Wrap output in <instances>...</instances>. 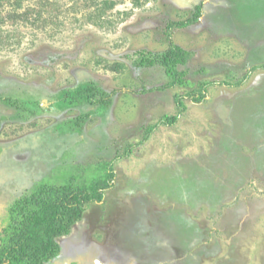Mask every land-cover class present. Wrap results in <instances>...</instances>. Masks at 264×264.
<instances>
[{
	"label": "rangeland",
	"instance_id": "374dc122",
	"mask_svg": "<svg viewBox=\"0 0 264 264\" xmlns=\"http://www.w3.org/2000/svg\"><path fill=\"white\" fill-rule=\"evenodd\" d=\"M198 4L195 23L168 28ZM170 43L194 52L178 66L189 84L150 90L169 76L132 60ZM261 64L264 0H0V96L42 107L24 118L0 101V226L35 182L89 181L112 160L113 186L47 264H264V68L251 70ZM206 80L204 100L186 97ZM87 81L116 91L107 109L56 106L62 88ZM178 95L177 122L114 159L177 114Z\"/></svg>",
	"mask_w": 264,
	"mask_h": 264
},
{
	"label": "trees",
	"instance_id": "16d2710c",
	"mask_svg": "<svg viewBox=\"0 0 264 264\" xmlns=\"http://www.w3.org/2000/svg\"><path fill=\"white\" fill-rule=\"evenodd\" d=\"M201 15L198 5L191 17L182 21H172L170 27L182 28L195 23ZM170 38V35H168ZM194 54L181 46L170 43L162 52L141 50L136 52L132 64L135 67L150 68L161 66L170 80L153 89H163L176 85H188L183 77L186 71H179L178 66L187 63ZM264 64L253 66L251 70L262 69ZM219 82V81H218ZM215 81L206 80L199 83L197 89H191L186 97L195 103H200L207 95V87ZM229 86V83L221 81ZM241 82H236L239 86ZM234 85V84H233ZM146 92L147 90H142ZM115 90L110 92L101 89L94 81L77 84L73 88H62L55 95L56 106L59 109L81 107L85 104L94 105L95 108L107 109L112 101ZM0 101L14 107L24 118L38 114L42 107L38 101L21 99L13 96H0ZM177 114L162 117L145 129L141 140L129 144L123 153L114 156V159L127 157L135 146L143 144L149 135L159 126L175 124L178 115L186 110L182 96L176 98ZM91 112H82L74 118L68 119L73 124V129L82 131ZM113 159V160H114ZM104 173L89 181H82L76 176H71L64 183L52 184L43 180L35 182L29 189H25L18 196L13 197L4 208V216L0 226V264H47L60 253L57 238L70 233L71 227L82 219L88 204L101 202L104 191L113 186L115 172L112 160L103 164Z\"/></svg>",
	"mask_w": 264,
	"mask_h": 264
}]
</instances>
